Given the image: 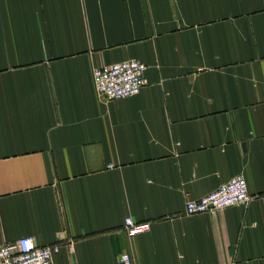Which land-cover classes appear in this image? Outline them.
Wrapping results in <instances>:
<instances>
[{
	"label": "crops",
	"instance_id": "0c3cea01",
	"mask_svg": "<svg viewBox=\"0 0 264 264\" xmlns=\"http://www.w3.org/2000/svg\"><path fill=\"white\" fill-rule=\"evenodd\" d=\"M123 59L145 84L100 98ZM237 174L248 201L185 212ZM23 235L56 264H264V0H0V243Z\"/></svg>",
	"mask_w": 264,
	"mask_h": 264
},
{
	"label": "built area",
	"instance_id": "2783aa9c",
	"mask_svg": "<svg viewBox=\"0 0 264 264\" xmlns=\"http://www.w3.org/2000/svg\"><path fill=\"white\" fill-rule=\"evenodd\" d=\"M145 64L137 59H123L96 66L92 70L94 88L102 99H115L134 94L145 84ZM247 183L242 174L229 178L212 191L185 201L188 214L223 208L250 199ZM123 228L128 236H135L150 228V221L136 220L130 215L123 218ZM72 244V240H69ZM56 243L38 244L32 236L23 235L15 240L0 243V264H56ZM123 264H132L128 252L119 256Z\"/></svg>",
	"mask_w": 264,
	"mask_h": 264
}]
</instances>
